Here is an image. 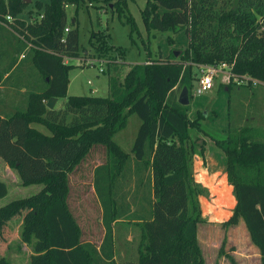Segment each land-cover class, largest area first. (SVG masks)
Instances as JSON below:
<instances>
[{"label": "trees", "instance_id": "16d2710c", "mask_svg": "<svg viewBox=\"0 0 264 264\" xmlns=\"http://www.w3.org/2000/svg\"><path fill=\"white\" fill-rule=\"evenodd\" d=\"M86 4L113 8L120 17L127 5L126 0H38L37 17L27 22L21 18L26 0H0V28L17 35L15 51L25 60L31 58L41 78V91L30 95L25 111L0 115V158L17 171L24 187L43 185L36 195L0 208V252L9 233L5 225L21 217L32 222L29 231L37 238L32 264H117L114 225L124 221L141 228L137 262L128 264H205L197 244L200 193L192 173L195 147L202 160L204 150L190 143L189 104L179 105L173 89L187 88L192 99L195 66L219 63L264 84V0H240L236 8L233 0H148L141 11L146 31L184 32L187 47L179 56L173 52V61L133 66L123 81L111 77L107 98L68 97L69 72L75 66L64 59L89 55L80 49L78 28L68 26L66 8ZM127 24L134 42V22L129 18ZM95 37L101 39L94 34L91 45ZM96 47L108 51L102 41ZM5 83L0 72V87ZM221 87L229 92L241 86ZM52 98L66 99L65 108L49 110L46 104ZM133 114L140 125L132 157L115 136ZM34 123L46 127L50 135L31 127ZM97 145L107 147V162L94 173L106 230L99 250L82 241L68 205L69 177ZM215 146L224 154L226 179L236 200L227 223H244L264 264V134L244 127L229 131ZM133 178L150 190L135 209L129 202ZM8 192L0 181V199Z\"/></svg>", "mask_w": 264, "mask_h": 264}, {"label": "rangeland", "instance_id": "374dc122", "mask_svg": "<svg viewBox=\"0 0 264 264\" xmlns=\"http://www.w3.org/2000/svg\"><path fill=\"white\" fill-rule=\"evenodd\" d=\"M38 0H26L28 7L22 14L23 19L31 22L37 17L35 3ZM48 2L49 0H39ZM148 0H126L122 16L110 7H95L90 4L80 6L69 5L66 8L69 27L78 28L80 35V49H87L86 61L72 60L75 66L69 72L68 97L94 96L107 98L110 96L109 81L111 77H118L123 81L127 73L135 65H152L159 61H173V52L177 56L187 47L188 38L184 32L177 34L147 32L141 17V11ZM151 1V0H150ZM134 22L132 41L131 24ZM76 22V23H74ZM94 34L93 45L90 39ZM168 38L172 39V43ZM102 41L105 51H99L96 45ZM93 46V47H92ZM86 55V54H85ZM31 65L29 61H25ZM178 62V61H177ZM104 69L105 72H101ZM197 74V69H193ZM42 84L46 85L42 78ZM201 96H193L187 106V133L190 143L201 145L204 150V161L193 157L192 173L199 190L201 222L197 225V244L205 264H261L258 248L252 243L247 229L242 221L235 225L227 223L233 216L236 205L232 187L225 175V166L219 156L216 141L224 140L229 131L247 127L264 134V84L254 87L242 85L237 93L236 88L227 92L218 86ZM176 97L180 95V88L173 89ZM66 99H60L56 109L66 106ZM71 118V117H70ZM69 118V119H70ZM140 125L139 118L133 114L128 119L126 128L119 131L115 141L121 149L132 154L134 138ZM32 126L43 134L50 135V131L41 124ZM220 153V154H219ZM219 154V155H218ZM0 162L3 161L0 159ZM107 162V147L95 146L85 161L70 175V193L68 205L82 231V241L88 242L98 250L102 246L106 230L103 224V211L94 190V165ZM0 163V165L2 164ZM133 165V164H132ZM131 165V166H132ZM0 171V181L8 186V195L0 199V208L18 199H24L39 193L43 185L16 187L15 179L3 175ZM7 179V180H6ZM139 187L137 180L131 181L129 202L133 209L137 201L149 197V186ZM136 194V196H135ZM32 222L16 218L7 222L5 227L8 234L4 238L6 248L0 252V261L7 264H32V257L37 255L35 250L37 238L30 233ZM4 227V228H5ZM115 229V262L128 264L137 262L138 245L141 238V228L132 222L119 221ZM3 232L0 230V238ZM28 239L30 241H28ZM98 264H108L100 262Z\"/></svg>", "mask_w": 264, "mask_h": 264}, {"label": "crops", "instance_id": "0c3cea01", "mask_svg": "<svg viewBox=\"0 0 264 264\" xmlns=\"http://www.w3.org/2000/svg\"><path fill=\"white\" fill-rule=\"evenodd\" d=\"M22 17L24 16H21V18ZM18 43L19 42L17 35L13 31L5 27L0 28V72L4 74L6 81V83L0 87V115H2L3 117H10L18 111H25L28 108L30 95L40 93L41 91V89L38 88L41 78L38 71L35 69L33 62L31 61V58H29V60H25V57L24 55H22V53L20 54L18 53V51H15L19 47ZM25 61H29L31 65L26 68H21V66L23 65H28V63ZM218 86L221 87L220 84H218ZM236 91L237 93H239L240 89L236 88ZM219 151L221 153H219L221 156H219L218 158H220L224 163V154L221 150ZM197 155L198 154H195V156ZM198 157H200V155H198ZM104 164L100 163L98 165H94V173L98 167ZM76 169L74 172H76ZM0 171H2L4 173L3 175L5 176L8 175L10 177H13L16 181L14 182L16 184V187L19 188L20 185H22V181L17 171L9 168L4 161L0 165Z\"/></svg>", "mask_w": 264, "mask_h": 264}, {"label": "built area", "instance_id": "2783aa9c", "mask_svg": "<svg viewBox=\"0 0 264 264\" xmlns=\"http://www.w3.org/2000/svg\"><path fill=\"white\" fill-rule=\"evenodd\" d=\"M8 22H12V18L8 16L6 18ZM66 32H69V29H66ZM71 58H65L64 63L68 65L72 63ZM78 61H86L84 58H78ZM197 74L195 76V81L193 84L192 95L193 96H201L210 92L216 82L221 86L234 85L236 87H240L245 84H251L252 87L257 86L259 82L257 80H253L248 76H240L235 74L232 71V66L227 63H219L213 65H196ZM105 70L102 69L101 72Z\"/></svg>", "mask_w": 264, "mask_h": 264}, {"label": "water", "instance_id": "95a60500", "mask_svg": "<svg viewBox=\"0 0 264 264\" xmlns=\"http://www.w3.org/2000/svg\"><path fill=\"white\" fill-rule=\"evenodd\" d=\"M239 2H240V0H233V7L236 8ZM175 56H177L176 53H175ZM57 102H58V99L52 98V99H50L48 101V103L46 104V106H47V108L49 110H53L55 108ZM177 102L181 106H187L189 104V92H188L187 88L184 87L181 90Z\"/></svg>", "mask_w": 264, "mask_h": 264}]
</instances>
